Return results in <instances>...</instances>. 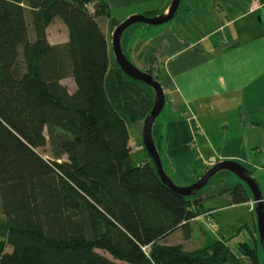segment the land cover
Wrapping results in <instances>:
<instances>
[{"label": "trees", "instance_id": "16d2710c", "mask_svg": "<svg viewBox=\"0 0 264 264\" xmlns=\"http://www.w3.org/2000/svg\"><path fill=\"white\" fill-rule=\"evenodd\" d=\"M56 18L61 44L47 34ZM101 18L119 24L105 0H0V264H262L255 229L239 253L233 237L162 243L176 230L189 240L201 217L218 222L202 191L180 195L150 158L134 163L128 126L155 93L112 64ZM153 134L161 154L156 122ZM48 144L52 157L39 151ZM219 189L251 201L241 181Z\"/></svg>", "mask_w": 264, "mask_h": 264}, {"label": "crops", "instance_id": "0c3cea01", "mask_svg": "<svg viewBox=\"0 0 264 264\" xmlns=\"http://www.w3.org/2000/svg\"><path fill=\"white\" fill-rule=\"evenodd\" d=\"M105 1L120 23L135 14L159 15L172 0ZM123 47L132 63L157 76L164 87L167 100L156 124L162 161L172 179L190 185L216 163L235 160L253 171L264 195V0H181L169 22L128 28ZM62 82L76 91L72 76ZM132 123L133 128L128 126L131 149L132 141H142L137 150L143 156L133 160L139 164L149 159L143 144L144 120ZM201 195L204 202L223 201L224 205L208 208L203 202L202 208L215 215L217 210L238 208L251 214L246 220L238 218L230 237L250 228L251 222L250 229L257 230L251 201L232 204L228 192ZM219 230L220 225L213 233Z\"/></svg>", "mask_w": 264, "mask_h": 264}, {"label": "water", "instance_id": "95a60500", "mask_svg": "<svg viewBox=\"0 0 264 264\" xmlns=\"http://www.w3.org/2000/svg\"><path fill=\"white\" fill-rule=\"evenodd\" d=\"M181 0H172L168 9L159 15L147 16L145 14H135L120 22L113 30L112 48L115 59L129 77L141 81L151 88L155 93L153 107L144 119L143 144L147 154L152 161L161 181L171 190L183 196L197 195L210 180L222 171L234 173L244 184H246L253 194L251 201L254 202V210L257 217V232L264 249V195L259 182L253 176V171L244 164L235 160H223L209 168L196 182L181 186L176 183L168 174L162 161L160 151L154 139L153 129L155 122L166 104V94L161 82L150 72L138 68L124 52L123 36L125 31L135 24L162 25L172 20L179 8ZM264 264V262H263Z\"/></svg>", "mask_w": 264, "mask_h": 264}, {"label": "rangeland", "instance_id": "374dc122", "mask_svg": "<svg viewBox=\"0 0 264 264\" xmlns=\"http://www.w3.org/2000/svg\"><path fill=\"white\" fill-rule=\"evenodd\" d=\"M115 12V10H114ZM101 22V26L103 28V30L105 31L107 40L110 44V55H111V59L112 62H116L115 60V56L113 53V50L111 48V40H112V34H113V30H114V26L111 25V22L109 19L107 18H101L100 19ZM48 39L50 40V42L52 43H63L68 39V29L66 27V25L64 24V22L61 20V18H57L56 20H54V22L48 27ZM33 35V33H32ZM161 114L160 116L157 118V121H159V119H161ZM132 126V128L134 127V123H130V127ZM134 138V137H133ZM134 140V139H133ZM132 145H133V150L131 152L132 158L135 162H138L140 160V158L143 156V151H138L137 149L142 148V141L140 142V140L137 139V141H132ZM39 151L45 155L46 157H52L53 156V152H52V148L51 145L48 144L45 148H40ZM241 181L236 175L234 174H230L229 172H220L217 175H215L211 182L208 183L201 191L202 193L208 194V193H213L217 191H219L220 187H224L227 184H234L236 182ZM223 182V183H222ZM181 186H186V185H181ZM224 205L223 201L220 200H213V198H209L208 200H206L204 202V207L208 208L211 206H218ZM219 211V212H218ZM216 212H218L215 216L216 219L218 221V226L220 225V230L217 232V234H214L213 232L210 231V229L208 228L207 224H206V219L203 217L199 218L198 221H194L193 222V236L188 240L184 237L183 231L182 230H177L174 233H172L167 239H163L162 243L164 244H176L179 242H185V248L186 249H197L198 247H201L205 244L206 241H211L214 240L215 238L218 237H225V238H229L232 233H234V225L235 222L238 221V218H242L243 220H246L245 218H247L248 216L252 217L250 213H248V211L244 208L240 209H222V210H217ZM245 222V221H243ZM220 223V224H219ZM252 223V222H251ZM251 223L248 224V226L251 228L253 225H251ZM256 223H257V217H256ZM254 227V226H253ZM205 228L207 229V233L205 234L203 232V229ZM236 228V227H235ZM211 234H210V233ZM257 232V230H256ZM207 240H205V238H207ZM257 239H258V248H259V257L261 260V263L263 264L264 262V249L262 246V243L260 241V236L257 232ZM240 240H248L251 244H254L253 239L251 238L250 235V231L247 228L243 229V232L238 235L235 238H232L229 240V244L231 246V248L235 251L238 252V248H237V244ZM241 262H239L238 264H246V262L244 261V258L240 259Z\"/></svg>", "mask_w": 264, "mask_h": 264}, {"label": "built area", "instance_id": "2783aa9c", "mask_svg": "<svg viewBox=\"0 0 264 264\" xmlns=\"http://www.w3.org/2000/svg\"><path fill=\"white\" fill-rule=\"evenodd\" d=\"M251 207H252V209H254V202H253V201H251ZM208 220H209L208 223H206L207 226H208V228H209L210 230H212V231H215L216 228H217V226H216L214 220L211 219V218H209V217H208Z\"/></svg>", "mask_w": 264, "mask_h": 264}]
</instances>
